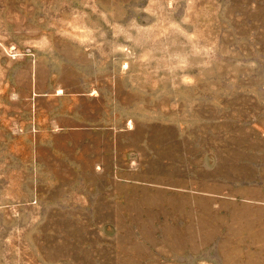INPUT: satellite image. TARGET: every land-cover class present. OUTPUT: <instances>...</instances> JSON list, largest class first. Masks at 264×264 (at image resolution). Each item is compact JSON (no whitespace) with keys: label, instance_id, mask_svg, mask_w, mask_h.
<instances>
[{"label":"rangeland","instance_id":"374dc122","mask_svg":"<svg viewBox=\"0 0 264 264\" xmlns=\"http://www.w3.org/2000/svg\"><path fill=\"white\" fill-rule=\"evenodd\" d=\"M0 264H264V0H0Z\"/></svg>","mask_w":264,"mask_h":264}]
</instances>
